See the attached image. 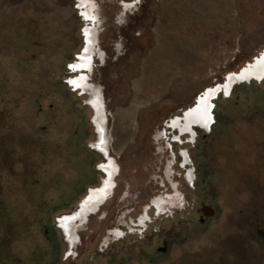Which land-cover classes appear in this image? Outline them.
Wrapping results in <instances>:
<instances>
[{"label":"rangeland","instance_id":"rangeland-1","mask_svg":"<svg viewBox=\"0 0 264 264\" xmlns=\"http://www.w3.org/2000/svg\"><path fill=\"white\" fill-rule=\"evenodd\" d=\"M123 1L133 0H95L106 62L96 57L89 72L70 69L85 41L79 0H0V264H215L242 246L228 240L241 233L239 210L255 196L264 200L254 190H264L262 154L223 162V173L208 180L217 214L201 223L194 208L168 256L135 237L94 256L116 218L163 189L171 153L160 147L172 149V142L167 133L171 145L155 137L164 136L167 122L264 48V0H141L120 24ZM80 73L103 89L121 175L114 197L66 259L67 238L56 218L74 210L104 176L88 96L70 84ZM253 84L234 86L231 97L212 103L214 113L230 116L228 125L238 122L240 136L258 142L260 128L248 130L264 125V85ZM242 109L255 110V117L239 115ZM195 184L198 191L200 180ZM197 191L187 190L185 200Z\"/></svg>","mask_w":264,"mask_h":264},{"label":"flooded vegetation","instance_id":"flooded-vegetation-1","mask_svg":"<svg viewBox=\"0 0 264 264\" xmlns=\"http://www.w3.org/2000/svg\"><path fill=\"white\" fill-rule=\"evenodd\" d=\"M140 2L141 0L123 1L119 17L120 24L123 23V19L126 18L129 11ZM78 7L82 8V17L87 21V25L83 29L85 41L79 57L70 68L73 71L86 70L91 72L96 57L103 64L106 62L105 52L100 46L103 21H101L100 8L95 4V0H79ZM263 52L264 48L237 70L228 72L223 81H219L208 88L195 99L193 105L183 109L180 114L172 116L170 121L167 122V128L165 129L172 142L176 168L180 172L181 182H179V185L174 184L171 177L172 171L175 174V170H173L174 167H171V160H168V164L165 166L167 168L166 175L169 180L172 179L173 181V185L169 187L168 191L171 188L173 192H166L165 189H161L159 193L150 197L146 203L140 206L138 211L135 210L136 208H132L116 218L115 223L106 230L100 249H97L98 254L94 256H105L115 243L118 244L131 237L157 243L158 253L156 255L168 256L171 245L181 235L180 228L184 224L191 223V217L188 215L192 213L194 208L201 223H205L217 214V209L209 197L212 196L208 186L210 176L214 175L215 172L217 175L223 173L218 172L219 165H222L223 162L233 163L235 159L239 160L246 155L260 157V154H262L264 156V138L258 142H253L249 139L250 135L240 136L238 122L237 125H235L236 121L235 124L228 125L229 122H232L230 116L225 114L222 109L218 113H214L213 111L217 106L212 103V100L219 98V96L231 97L234 86L244 82L248 84L254 82L253 85H264V71H261L248 79L234 80L230 83L229 88L224 87L229 81L228 77L230 75L242 72L249 64H255L256 59L261 58ZM70 83L75 90H80L81 94L88 96V102H90L92 110V124L98 131V137L93 142V146L104 156H107V159L100 165V169L104 172L101 183L98 186L91 187L74 210L58 216L59 225L63 229L68 243L69 253L66 259L73 256L75 249L82 243L81 231L89 225L91 218L100 214L102 208L114 197L119 185L118 177L121 175L120 163L112 155L113 138L109 131L110 112L103 89L90 80V74L88 73H80L70 78ZM238 97L241 96L238 95ZM198 101H200V114L193 116L190 111ZM255 106L259 108L258 105ZM262 106L260 105L259 109L264 111ZM242 113L244 114L243 117H255L256 111L251 109L243 111L242 109L239 115ZM206 117H210V119ZM261 125L249 127L248 133H251V129L256 127L260 128L259 132L264 133V125ZM162 137L163 132H159L156 137L159 145ZM194 148L198 150L191 153V149ZM160 151L165 152L162 147H160ZM196 157H198L199 162L195 159ZM212 163L216 165L217 170L210 166ZM221 169H223L222 166H220ZM197 179L200 180L201 184L198 191L195 184ZM191 189L197 191V193L192 195L191 201L189 199L186 201L185 197L188 194L190 195V192H186ZM254 190L264 196V190L255 188ZM126 197H128V193L124 194V198ZM256 197L244 209L239 210L240 214L237 216L235 223L241 230L240 235L228 238L229 243L242 246L238 250L236 249L234 253L220 256L215 264H256V262H264V214H262L264 200H256ZM187 219H190V221H185ZM111 257L107 260L110 261Z\"/></svg>","mask_w":264,"mask_h":264},{"label":"bare ground","instance_id":"bare-ground-1","mask_svg":"<svg viewBox=\"0 0 264 264\" xmlns=\"http://www.w3.org/2000/svg\"><path fill=\"white\" fill-rule=\"evenodd\" d=\"M264 71V52L262 53L261 58H257L256 59V63L255 64H249V66L245 69H243L242 72L240 73H233L232 75H230L229 81L225 84L224 87L229 88V85H231L230 83H232L234 80L238 79V80H242V79H248L250 78L252 75L254 74H258L260 72ZM190 114L195 116V115H199L200 114V101H198V105L190 111Z\"/></svg>","mask_w":264,"mask_h":264},{"label":"built area","instance_id":"built-area-1","mask_svg":"<svg viewBox=\"0 0 264 264\" xmlns=\"http://www.w3.org/2000/svg\"><path fill=\"white\" fill-rule=\"evenodd\" d=\"M166 131V130H165ZM157 137V136H156ZM156 137H155V141L158 143V141H157V139H156ZM167 136H166V132H164V136L162 137V138H160V140L161 141H166V144H168V145H171L170 144V142L168 143V141H167ZM172 148V147H171ZM163 151H165L164 153H171V157H170V159L169 160H171V162H172V164H171V167H174V164H175V162H174V160H175V155H174V152H173V150L172 149H170V147H166V149L165 150H163ZM168 162V161H167ZM168 164V163H167ZM166 164V165H167ZM166 170H167V168H165V171H164V175H165V177L163 176V177H160V178H162V182L160 183V185L163 187V189H165L166 190V192H168V189H169V186H172L173 185V181H174V171H172V179H173V181H172V179L171 180H169V178L167 177V175H166ZM174 184H175V182H174ZM168 194V193H167Z\"/></svg>","mask_w":264,"mask_h":264},{"label":"water","instance_id":"water-1","mask_svg":"<svg viewBox=\"0 0 264 264\" xmlns=\"http://www.w3.org/2000/svg\"><path fill=\"white\" fill-rule=\"evenodd\" d=\"M79 57V56H78ZM71 67V66H70ZM71 69V68H70ZM71 84V83H70ZM91 105V104H90ZM198 105V102H197V104L192 108V110L196 107ZM185 114H186V112H185ZM92 122H93V120H92ZM96 131V130H95ZM96 134L98 135V131H96ZM104 155V154H103ZM105 157V159H107V156H104ZM104 173V172H103ZM81 205V204H80ZM62 216H64V215H62ZM61 218V217H60ZM56 224H57V227L58 228H60L61 230H62V232L64 233V231H63V229L61 228V226L59 225V217H57L56 218ZM64 235H65V233H64Z\"/></svg>","mask_w":264,"mask_h":264},{"label":"snow or ice","instance_id":"snow-or-ice-1","mask_svg":"<svg viewBox=\"0 0 264 264\" xmlns=\"http://www.w3.org/2000/svg\"><path fill=\"white\" fill-rule=\"evenodd\" d=\"M73 67H75V66H73ZM209 91H211V89H209ZM207 119H210V117H206Z\"/></svg>","mask_w":264,"mask_h":264}]
</instances>
